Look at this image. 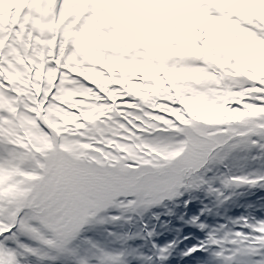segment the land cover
Returning a JSON list of instances; mask_svg holds the SVG:
<instances>
[{"label":"snow or ice","instance_id":"6c2138e0","mask_svg":"<svg viewBox=\"0 0 264 264\" xmlns=\"http://www.w3.org/2000/svg\"><path fill=\"white\" fill-rule=\"evenodd\" d=\"M259 193L264 0H0V264H264Z\"/></svg>","mask_w":264,"mask_h":264},{"label":"rangeland","instance_id":"374dc122","mask_svg":"<svg viewBox=\"0 0 264 264\" xmlns=\"http://www.w3.org/2000/svg\"><path fill=\"white\" fill-rule=\"evenodd\" d=\"M237 212L238 214V210H234L233 213H230V214H235ZM210 220H212L213 218H209ZM175 223V222H174Z\"/></svg>","mask_w":264,"mask_h":264}]
</instances>
